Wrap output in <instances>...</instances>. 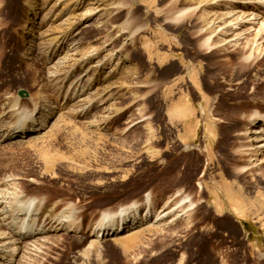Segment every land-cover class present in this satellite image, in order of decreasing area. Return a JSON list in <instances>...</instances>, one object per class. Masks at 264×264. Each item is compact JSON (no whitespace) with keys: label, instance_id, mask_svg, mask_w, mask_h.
<instances>
[{"label":"rangeland","instance_id":"obj_1","mask_svg":"<svg viewBox=\"0 0 264 264\" xmlns=\"http://www.w3.org/2000/svg\"><path fill=\"white\" fill-rule=\"evenodd\" d=\"M263 1L0 0V199L39 245L12 264H264Z\"/></svg>","mask_w":264,"mask_h":264},{"label":"bare ground","instance_id":"obj_2","mask_svg":"<svg viewBox=\"0 0 264 264\" xmlns=\"http://www.w3.org/2000/svg\"><path fill=\"white\" fill-rule=\"evenodd\" d=\"M30 9L31 10L33 9V5L31 6ZM19 99L20 98H16V100H15V102H17L16 105H15V107H14L15 114L18 115V116H20V117H22V119H25V117L28 118V119H30V121H29L30 123L25 122L26 124L24 123L25 124L24 126H19L18 125L19 127H17V126L16 127H13L12 130H11V134L13 135V137H15V136H20L21 137V136H26V135H29V134L31 135L33 133H36L40 129V127H41L39 124H35L34 121L32 122V120H34L35 117L40 112V110H39L40 109V103L38 101L37 102H34L33 103V106H32V109H31V112H30V107L19 105L20 104L19 103ZM5 112L7 114V110ZM261 118H262L261 114H257V117H256L257 121H262ZM262 122H264V118H263V121ZM8 130H10V129H8ZM261 133L262 134L264 133V123L254 128L253 136H252V138H253L252 141H256V142L259 141L260 139L258 138L257 135L255 136V134H261ZM23 138H25V137H23ZM252 145L254 147L255 143H253ZM254 152H256V149L255 148H254ZM13 188H15V187H13ZM10 191H11V189H10ZM15 191H16V189H15ZM1 192H2V190H1ZM17 192H19V191H17ZM4 195H5V193H4ZM7 196L4 197V199H2V198L0 199V206H1V208H0V219H1V224L2 225H5L6 224L7 227H8V229H9V231H7L6 234H4V235H1L0 234V247H1L0 248V264H12V262H10L8 260L9 258H11L10 257L11 256L10 251H14L11 248L12 245L11 246H9L10 244L8 245V243H10V242L16 243V245H17L16 248H18L19 251L24 250V252H29L30 250L31 251H34V250H38L39 249V245L37 247L35 244H33V242L35 243V241H31V242L27 241L26 242V239L30 235H33L36 232L35 228L33 227L34 222L31 225H26L25 226V223H24L25 218L23 217V214L24 213L20 212L21 209L20 210H17L15 207H12V210L10 212L7 211L6 210L7 207H8L7 204H10L9 203V199L10 198H8ZM15 197H16V193H15ZM25 199H26L25 194H22L21 193L19 195V197L17 195L15 201H13V202H15V206L22 207L24 205ZM27 202H28L29 206H32V208L34 207V204L35 203L33 202V200L32 201L31 200H27ZM187 206H189V205H187ZM179 207L180 206L178 205L177 208H179ZM173 210H175V209H173ZM173 210H170V209L169 210H166V209H164L161 212H157L155 214V216H153L154 219H152L151 216L153 214H152V208H151L150 204L147 205V206H145L144 209H143L144 212L146 211L145 212L146 214L143 215L144 217L142 216V212L139 209V207H136V206L132 205L131 208H129V209H127V208L122 209V211L120 212V216L121 217L118 220L115 219V218H110L109 223H107L108 225H105V223H98L96 225V229L95 230H94V228L92 229V231L94 230L93 233H92V235L94 236V234H96L95 235V240H98L99 239L98 241H100V240L111 241V240H107V237L108 236L115 237V236L123 235L126 232L134 231L135 229L139 228L141 225H143L145 223H147V224L150 223V222L152 223V221H154V220L158 221L159 219H162V218H165L166 216H169L173 212ZM8 212L10 214V219H7L6 220L5 218H6V215H7ZM185 212L186 211H184L182 213H185ZM118 214L119 213H117V215ZM11 216H12V219H11ZM175 219H176V215L174 217L170 218V221L171 220H175ZM69 231H72V229H70ZM59 237L62 238L61 236H59ZM6 238L9 239V240L4 241ZM115 239H117V238H115ZM44 241H45V239H44ZM185 242H186V240H185ZM188 242L190 244L192 241H188ZM41 245H43V244H41ZM184 245L185 244H183L182 247H184ZM179 246H180V244H179ZM188 248H190V247H188ZM178 251H177V253H178ZM2 252H3V254H1ZM41 252H42V250H41ZM193 252L196 253L193 250V247H192L190 249V251L188 250L187 258L193 260V256H194ZM262 257L264 258V256H262ZM188 260H186V261H188ZM186 264H188V262H186Z\"/></svg>","mask_w":264,"mask_h":264},{"label":"water","instance_id":"obj_3","mask_svg":"<svg viewBox=\"0 0 264 264\" xmlns=\"http://www.w3.org/2000/svg\"><path fill=\"white\" fill-rule=\"evenodd\" d=\"M19 93L24 95V93H26V90L21 89Z\"/></svg>","mask_w":264,"mask_h":264}]
</instances>
